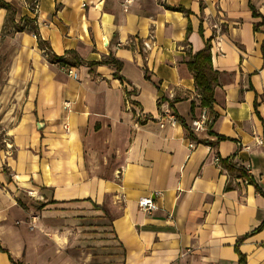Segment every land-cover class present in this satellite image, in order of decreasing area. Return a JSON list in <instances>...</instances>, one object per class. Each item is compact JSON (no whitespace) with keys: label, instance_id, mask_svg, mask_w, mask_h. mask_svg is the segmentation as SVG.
<instances>
[{"label":"crops","instance_id":"1","mask_svg":"<svg viewBox=\"0 0 264 264\" xmlns=\"http://www.w3.org/2000/svg\"><path fill=\"white\" fill-rule=\"evenodd\" d=\"M2 1L49 53L85 64L52 63L34 36L19 51L25 74L13 61L23 89L0 95V264H264V0ZM206 43L211 135L191 129L202 109L184 64ZM110 57L121 80L98 63ZM143 197L157 209L140 210ZM22 198L46 204L32 213ZM105 203L113 247L94 256L68 221Z\"/></svg>","mask_w":264,"mask_h":264},{"label":"rangeland","instance_id":"2","mask_svg":"<svg viewBox=\"0 0 264 264\" xmlns=\"http://www.w3.org/2000/svg\"><path fill=\"white\" fill-rule=\"evenodd\" d=\"M12 9L14 8L12 7ZM13 11H14L13 17H15V10ZM3 25L5 26L3 27ZM3 25H2L3 29H1V34H0V95L3 91V88L6 87V90L8 92L5 93L3 91V93L6 95L7 101L9 102L11 99L16 97L15 96L16 90L23 89V88H19L21 85L13 83V82L17 83L18 78L21 77V75L18 74L19 72H17L19 70H17V68H15L14 66V62H16L20 68L22 67L23 74H25L24 71L25 69H23L25 67V62L21 54H19V51L21 49H23V51H27L30 46L29 45L30 41L34 40L33 38L34 36L37 43L36 48L41 50L45 55H47L48 53L46 48L40 45L39 40L37 39L35 35V31L33 30L31 24H27L25 27H23L24 23L21 21H17L15 22V25L17 26L19 25L21 27V29L18 30L17 26L13 27L10 24V22H6V15H5ZM10 105L11 104H9L8 107H10ZM1 106L2 104L0 103V118L4 112V110L1 111ZM1 150H3V144H2V136L0 135V151ZM19 197H23L22 194H20ZM22 199L27 206L26 209L27 208L31 209L32 213L39 212L38 206L42 203V201L39 200V201L31 202L25 198ZM101 208L102 211L100 212L90 213L85 216L75 217L72 218V221L70 220L68 221L70 222L68 223V225L71 226L70 227L71 229H74V231L76 232L82 231L80 234H76V236L79 237L78 241H81L82 240L81 237H85L86 234L90 237L88 240L90 241L88 248H89V252L91 254H94V256H97L98 253L103 252L102 250L99 249V248H103L100 247L101 245L99 246V243L101 242L106 243L107 247L105 252H110V249L108 248L113 247L112 245L113 240L111 237V233L109 231V223L111 221L112 212H108V207L106 203L102 204ZM34 216L36 217V221H37V215L35 214ZM33 218L34 217L31 216L29 220L33 222L34 220ZM52 220L55 221L59 219L54 218ZM55 223L58 222L56 221Z\"/></svg>","mask_w":264,"mask_h":264},{"label":"trees","instance_id":"3","mask_svg":"<svg viewBox=\"0 0 264 264\" xmlns=\"http://www.w3.org/2000/svg\"><path fill=\"white\" fill-rule=\"evenodd\" d=\"M248 7L251 12L252 17H258V13L254 9V7L248 2ZM0 8L6 10V22H10V24L14 27L17 26L15 25L14 22V9H12V6L9 3H6L2 0H0ZM175 10L178 11H184L182 8L178 7L175 8ZM186 12V11H184ZM21 20H23L25 27L27 24H31L33 30L35 31V24L32 19L23 17ZM5 25H3L4 27ZM2 27V29H3ZM17 29L20 30L21 27L18 25ZM4 32V31H3ZM188 32V29H187ZM40 45H43L45 48L48 47L44 42H40ZM47 59L51 61L52 63H56L58 65H61L63 67H73V66H81L85 64L74 52H67L65 56L57 57L55 55H52L47 51ZM100 63H105V64H110L114 67V77L118 78L121 80V77L119 76V71L121 69V63L114 58H111L109 60L101 61L98 62ZM98 63H89V66H94ZM186 69L192 74V79H193V84L195 91L199 97V103L198 107L204 111L207 119V133L209 135L213 134L211 132L212 126L215 123L217 119L216 113L213 111V103H214V84L216 82V77L215 73L212 70L211 66V56L209 52V46L206 43L204 48L196 51L194 53H188V59L184 62ZM176 102V99L174 100ZM170 106L172 104H169ZM256 105V104H255ZM194 111V103H190V113L192 114ZM174 115V118L176 122H178L188 133V137L196 140L195 137L192 135V132L190 131L189 127L185 124V122L177 115ZM225 138L223 137H217V140H224ZM198 143H204L205 141H197ZM219 163L223 169H225L228 172H236L238 173V176L244 178V180L247 183H250V176L248 173H246V170L242 168L236 167L234 164L231 163L230 158H225L224 160H219ZM228 188V187H227ZM256 190L259 191L257 186L255 185ZM262 194V193H261ZM46 203H41L39 205V208H42L45 206ZM264 225V220L262 223L255 229L258 230ZM1 250V249H0ZM244 262L243 256L239 255V259L237 264H242Z\"/></svg>","mask_w":264,"mask_h":264},{"label":"built area","instance_id":"4","mask_svg":"<svg viewBox=\"0 0 264 264\" xmlns=\"http://www.w3.org/2000/svg\"><path fill=\"white\" fill-rule=\"evenodd\" d=\"M262 17L264 19V12L262 13ZM67 74L73 78L75 77V73L72 71V69L68 68ZM168 121L171 125H174L176 123V120H175L174 116H172V115L168 116ZM206 121H207L206 115H205L204 111H202L200 117L191 122L192 131L198 132V131H203L204 129H206V125H207ZM160 126H162V125H160ZM245 170H246V173L249 174L248 168H246ZM137 204H138V207L140 210L147 212V213L157 209V206L153 202L151 197L140 198V199H138Z\"/></svg>","mask_w":264,"mask_h":264}]
</instances>
